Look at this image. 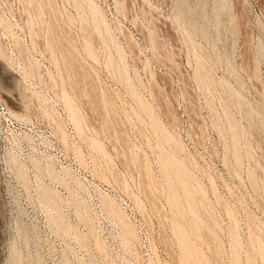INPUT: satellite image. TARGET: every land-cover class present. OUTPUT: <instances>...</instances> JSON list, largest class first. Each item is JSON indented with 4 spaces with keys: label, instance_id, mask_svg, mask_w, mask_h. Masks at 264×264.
<instances>
[{
    "label": "rangeland",
    "instance_id": "374dc122",
    "mask_svg": "<svg viewBox=\"0 0 264 264\" xmlns=\"http://www.w3.org/2000/svg\"><path fill=\"white\" fill-rule=\"evenodd\" d=\"M0 264H264V0H0Z\"/></svg>",
    "mask_w": 264,
    "mask_h": 264
}]
</instances>
